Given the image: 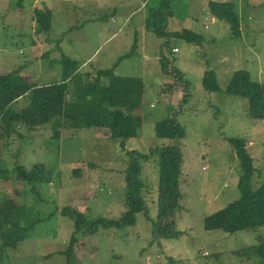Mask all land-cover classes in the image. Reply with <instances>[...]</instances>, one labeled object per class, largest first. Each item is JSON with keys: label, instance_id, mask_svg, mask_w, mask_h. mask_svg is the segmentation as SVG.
Returning a JSON list of instances; mask_svg holds the SVG:
<instances>
[{"label": "rangeland", "instance_id": "374dc122", "mask_svg": "<svg viewBox=\"0 0 264 264\" xmlns=\"http://www.w3.org/2000/svg\"><path fill=\"white\" fill-rule=\"evenodd\" d=\"M163 1L25 0L22 14L19 0H0V75L23 67L22 76L30 83H60L59 60L65 54L77 61L82 75L88 74L91 80L100 71H113L117 77L144 83L135 90H144L138 112L143 124L127 142L126 150L108 131L74 130L69 121L64 122L60 139L54 138L50 124L33 132L22 127V137L6 138L7 145L0 140V167L10 177L0 180V198L13 199L27 208L26 226L46 219L18 248L5 251L2 264H68L67 257L60 254L68 249L74 232L73 221L62 215L67 207L91 220L118 219L127 211V152L149 154L163 145L155 126L167 117L168 106L179 111L184 97L181 86L168 93L169 86L180 82L176 69L185 75L192 94L178 119L187 132L182 143V208L175 219L181 235L170 239L162 236L154 242L151 221L140 213L134 227L100 230L84 238V244L76 243V264L263 263L258 252L248 249L264 245V229L229 235L204 228L207 216L240 198L242 170L226 139H246L247 150L260 171L253 187L264 182V122L248 116L246 99L224 92L208 93L203 78L207 71H213L225 90L235 72L246 70L253 80L264 83V0H175L168 31L190 30L202 34L206 43L195 46L172 39L165 51L171 74H165L160 63L164 41L146 28L151 9ZM232 1L241 16V38L237 40H232L229 27L209 12L210 2ZM45 6L53 12L51 31L36 35L33 9ZM26 102L20 100L14 109L23 108ZM157 160L154 157L142 164L145 198L155 220L160 196L164 195L158 187ZM41 164L49 172L50 182L41 185L38 193L25 195L28 186L16 180L15 169L31 170Z\"/></svg>", "mask_w": 264, "mask_h": 264}, {"label": "trees", "instance_id": "16d2710c", "mask_svg": "<svg viewBox=\"0 0 264 264\" xmlns=\"http://www.w3.org/2000/svg\"><path fill=\"white\" fill-rule=\"evenodd\" d=\"M24 1L19 0L18 10L23 14ZM175 0H164L156 9H151L146 22L148 32L164 41L161 45L160 63L165 74L168 70V59L165 51L172 39H182L189 44L201 46L206 43L202 34L190 30L183 32H169V18L173 14L172 4ZM209 12L213 18L225 23L231 32V39L241 38V16L238 5L232 2H210ZM52 10L35 7L33 21L35 34H49L52 26ZM246 19V18H244ZM138 40V38H137ZM137 41L133 43L136 46ZM134 53V52H132ZM131 53V54H132ZM130 54V55H131ZM128 55V56H130ZM135 55V54H134ZM59 64L62 66V80L60 83L45 84L43 86L30 83L22 76L23 67L13 70L7 75H0V140L13 136L22 137L20 128L29 132L53 124L54 138L60 139L61 129L65 121L71 122V128L102 129L110 133V138L123 150L127 142L135 137L137 130L142 127V117L138 114L142 108V91L136 93L137 88H143L141 79L117 77L113 71H100L91 80L88 74L81 73L77 61L62 54ZM178 85L168 87V93L181 86L184 97L177 111L168 106L167 117L156 124V137L163 140V145L151 150L149 154L139 151L127 152V168L124 170L127 193L125 195L128 209L118 219L98 218L91 220L83 213L65 208L62 215L69 217L74 223V232L69 247L60 254L67 257L68 264H76L75 244H84V238L96 235L100 230H124L137 224V215L143 213L151 221L152 238L154 242L160 239L176 238L181 235L176 231V214L182 208L183 195L180 191L184 156L182 143L187 136L185 127L179 122V116L192 99L190 83L185 75L177 69ZM84 74V73H83ZM107 80V83L103 82ZM203 87L208 93L224 92L229 96L247 100L248 116L252 120L264 122V83L253 80L250 72L240 70L233 74L225 90H222L216 74L207 71L203 78ZM167 92V91H166ZM70 97V100L67 99ZM26 99V105L17 110L14 105ZM138 114V115H136ZM55 125V126H54ZM7 138V139H6ZM226 141L236 153L241 166V176L238 183L240 198L222 210L204 219L206 231H222L234 235L244 231H258L264 229V182L259 188L253 187L257 171L254 160L247 150V141L242 138H228ZM157 158L159 165L158 187L164 195L160 196V206L157 219H152L150 209L145 198L146 186L142 180V164ZM16 180L28 186L27 193H38L40 186L50 182L49 172L41 165L31 170L24 167L15 169ZM0 180H10L9 172L0 167ZM38 187V190H37ZM26 207L18 205L13 199L0 198V264L8 249H16L22 244L29 232L44 220L39 219L30 226L25 225ZM50 218V217H49ZM248 250L258 252L264 264V245L251 247Z\"/></svg>", "mask_w": 264, "mask_h": 264}, {"label": "built area", "instance_id": "2783aa9c", "mask_svg": "<svg viewBox=\"0 0 264 264\" xmlns=\"http://www.w3.org/2000/svg\"><path fill=\"white\" fill-rule=\"evenodd\" d=\"M177 51V50H176ZM175 52V51H174Z\"/></svg>", "mask_w": 264, "mask_h": 264}, {"label": "crops", "instance_id": "0c3cea01", "mask_svg": "<svg viewBox=\"0 0 264 264\" xmlns=\"http://www.w3.org/2000/svg\"><path fill=\"white\" fill-rule=\"evenodd\" d=\"M39 1V0H38ZM53 84V83H52Z\"/></svg>", "mask_w": 264, "mask_h": 264}]
</instances>
